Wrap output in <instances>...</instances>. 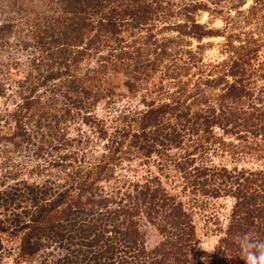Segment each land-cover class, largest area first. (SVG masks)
I'll return each instance as SVG.
<instances>
[{"label": "trees", "instance_id": "1", "mask_svg": "<svg viewBox=\"0 0 264 264\" xmlns=\"http://www.w3.org/2000/svg\"><path fill=\"white\" fill-rule=\"evenodd\" d=\"M245 4L0 0V149L29 157L1 167L0 259L245 264L236 237L264 241V0ZM220 198L207 251L192 213Z\"/></svg>", "mask_w": 264, "mask_h": 264}, {"label": "rangeland", "instance_id": "2", "mask_svg": "<svg viewBox=\"0 0 264 264\" xmlns=\"http://www.w3.org/2000/svg\"><path fill=\"white\" fill-rule=\"evenodd\" d=\"M252 4V0H246V4L242 7V9H247ZM211 16L208 17L207 13H199L196 17L197 20H200L201 22H208L209 24L215 27H220L221 22L215 21ZM213 22V23H212ZM212 23V24H211ZM170 33H167L165 35H168ZM204 43H210L211 47H208L206 49L204 54V59L206 61H220L222 59V54L220 53L221 47L220 43H222V38H212V39H205L203 41ZM193 46L196 45L195 42H192ZM141 94H144L143 91L139 92L137 95L131 98H124L121 100L118 105H127L130 104L131 107H141L140 105V96ZM152 98L157 99L155 96H152ZM149 99V98H148ZM127 102V103H126ZM106 108H103V105H100L96 109V114L99 117H105L106 116ZM73 135V134H72ZM12 160L11 164H24L26 161H28L29 157L20 152H16L15 154H6L5 151H2L0 149V173L1 170L4 171L3 163L7 162V160ZM217 159H215V162ZM37 180V178H34ZM232 205L231 199L228 198H220V199H213L209 200L205 206L199 207L194 209L193 214V221L196 227V233L197 236L200 239L201 247L207 251H212L216 240L218 238L217 236V230L219 227H224L227 223V219L229 217L230 208ZM147 240L148 245L153 246L157 242L158 238L153 230L148 229L147 230ZM11 259L8 258H2L0 259V264H10Z\"/></svg>", "mask_w": 264, "mask_h": 264}, {"label": "clouds", "instance_id": "3", "mask_svg": "<svg viewBox=\"0 0 264 264\" xmlns=\"http://www.w3.org/2000/svg\"><path fill=\"white\" fill-rule=\"evenodd\" d=\"M240 245L245 264H264V241L253 239L252 233L236 237Z\"/></svg>", "mask_w": 264, "mask_h": 264}]
</instances>
